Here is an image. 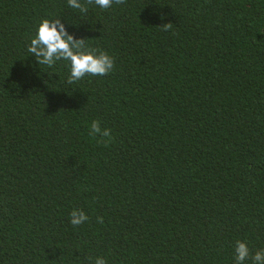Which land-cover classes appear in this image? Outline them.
Here are the masks:
<instances>
[{"label":"trees","instance_id":"1","mask_svg":"<svg viewBox=\"0 0 264 264\" xmlns=\"http://www.w3.org/2000/svg\"><path fill=\"white\" fill-rule=\"evenodd\" d=\"M43 19L114 70L38 65ZM237 240L264 249V0H0V264H235Z\"/></svg>","mask_w":264,"mask_h":264},{"label":"clouds","instance_id":"2","mask_svg":"<svg viewBox=\"0 0 264 264\" xmlns=\"http://www.w3.org/2000/svg\"><path fill=\"white\" fill-rule=\"evenodd\" d=\"M113 3L121 5L126 0H67L69 7L79 10L86 14L88 6L95 4L101 9L111 8ZM161 19H164L161 17ZM161 31L172 30L173 24L168 22L158 27ZM87 39H76L66 30L64 23L60 19H43L38 26L37 33L31 39L27 51L35 57L38 65H46L52 68L58 61L64 60L70 63V75L67 79L68 84H73L82 80L85 76H106L114 70V59L107 52L87 46ZM90 135L103 138H110L109 129H101L100 121L94 120L90 126ZM89 217L83 210L74 209L70 213V223L77 227L85 223ZM99 223H103V218H97ZM90 261L91 257L88 258ZM235 264H244L251 259L252 264H264V249L258 250L252 255L246 242L236 241L235 245ZM94 264H107V261L98 257Z\"/></svg>","mask_w":264,"mask_h":264}]
</instances>
